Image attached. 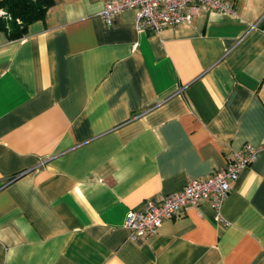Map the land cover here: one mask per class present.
I'll return each mask as SVG.
<instances>
[{
    "label": "crops",
    "instance_id": "0c3cea01",
    "mask_svg": "<svg viewBox=\"0 0 264 264\" xmlns=\"http://www.w3.org/2000/svg\"><path fill=\"white\" fill-rule=\"evenodd\" d=\"M157 34L105 0L0 29V264H264V0ZM244 144L223 201L131 236L125 216Z\"/></svg>",
    "mask_w": 264,
    "mask_h": 264
},
{
    "label": "built area",
    "instance_id": "2783aa9c",
    "mask_svg": "<svg viewBox=\"0 0 264 264\" xmlns=\"http://www.w3.org/2000/svg\"><path fill=\"white\" fill-rule=\"evenodd\" d=\"M198 8L220 12L231 10L230 4L220 0H105L100 14L110 25L116 15L132 9L135 28L157 34L167 26L190 21L191 12ZM256 156L257 149L244 144L232 151L224 165L206 178L190 177L180 190L147 202L143 209L128 210L124 222L126 228L133 237L153 235L165 220L179 215L190 206H196L202 200L207 201L219 214L232 182Z\"/></svg>",
    "mask_w": 264,
    "mask_h": 264
},
{
    "label": "trees",
    "instance_id": "16d2710c",
    "mask_svg": "<svg viewBox=\"0 0 264 264\" xmlns=\"http://www.w3.org/2000/svg\"><path fill=\"white\" fill-rule=\"evenodd\" d=\"M54 0H0V29L13 39L22 37L28 24L42 19Z\"/></svg>",
    "mask_w": 264,
    "mask_h": 264
}]
</instances>
